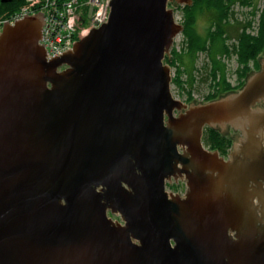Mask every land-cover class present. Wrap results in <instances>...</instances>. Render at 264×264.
Masks as SVG:
<instances>
[{
  "label": "water",
  "instance_id": "obj_1",
  "mask_svg": "<svg viewBox=\"0 0 264 264\" xmlns=\"http://www.w3.org/2000/svg\"><path fill=\"white\" fill-rule=\"evenodd\" d=\"M171 1L110 0L49 61L41 12L4 22L0 264H264V58L236 93L173 99ZM228 126L249 129L225 162L202 134ZM182 173L184 199L165 187Z\"/></svg>",
  "mask_w": 264,
  "mask_h": 264
},
{
  "label": "trees",
  "instance_id": "obj_2",
  "mask_svg": "<svg viewBox=\"0 0 264 264\" xmlns=\"http://www.w3.org/2000/svg\"><path fill=\"white\" fill-rule=\"evenodd\" d=\"M22 2L23 0H11L10 3L5 4L0 1V15L14 13ZM237 2L241 6L252 4L251 0H191V5L177 7L181 11L183 19V54L190 57L192 61L196 60L199 53H207L212 56L209 76L213 82V91L205 97V103L240 90L245 85L248 76L260 70L259 61L264 53V10L258 17L255 31H251L253 29L251 21L243 25L237 23L234 28L236 34L232 37L234 42L228 45V40L232 39L231 35H227L229 26H231L229 18L232 15V6ZM253 14H256L255 11ZM201 17H205L209 23L205 36H201L196 29V23ZM218 54L227 56L233 54L236 57L240 67L238 70L239 84L236 87L227 81L225 64H221L216 59ZM168 55L165 56V63L176 67L177 77L174 84L179 89L185 90V84L180 79L183 73L181 54L172 49ZM187 90V101L188 103L193 102L191 89ZM203 143L209 150L216 151L223 156L227 154L231 146V139L215 129L206 128L203 134Z\"/></svg>",
  "mask_w": 264,
  "mask_h": 264
},
{
  "label": "rangeland",
  "instance_id": "obj_3",
  "mask_svg": "<svg viewBox=\"0 0 264 264\" xmlns=\"http://www.w3.org/2000/svg\"><path fill=\"white\" fill-rule=\"evenodd\" d=\"M251 5L249 6H241L239 3H235L232 6V15L231 18H229V22L232 21L231 28H229L228 33L231 36H234L236 34V31H234V28L236 27L237 23H244L245 21H251L253 29L251 31H255L257 27V21L260 13L262 10H264V0H251ZM185 5H181L178 3L177 0H172L168 3V9L173 10L174 12V19L175 24L182 27V15L181 11L178 10L177 7H183ZM255 11V15L253 12ZM231 19V20H230ZM208 22L205 17H201L198 19L196 23V29L197 32L201 36L206 35V29L208 27ZM234 42V38L229 39L227 44L231 45ZM183 37L182 33H179L174 37L173 43L170 47L169 52L174 49L177 53L181 54V70L183 73L181 74L180 79L185 84V90L179 89L175 84L174 80L177 77L176 73V67H173L167 63L164 62V65H167L170 72V92L173 99H176L180 102L188 103L187 101V89H191L192 92V98L194 104H203L205 103V97L208 96L213 91V82L209 76V72L211 69V54L207 53H199L197 55L196 60L192 61L190 57L183 54ZM182 52V53H181ZM213 54V53H212ZM264 54V53H263ZM169 56V55H168ZM264 55L260 57L262 59ZM216 59L221 63L225 64V74L227 81L233 86L236 87L239 84V78H238V70H240V67L236 61V57L231 54L230 56H227L226 54H218ZM193 80V81H192ZM192 83V86L190 84ZM231 134V133H229ZM205 149L208 150L207 147ZM176 180H173L170 182V185H173L172 187L168 186L166 189L167 191L175 192L174 188L178 190L183 189V182L177 181L175 185Z\"/></svg>",
  "mask_w": 264,
  "mask_h": 264
},
{
  "label": "built area",
  "instance_id": "obj_4",
  "mask_svg": "<svg viewBox=\"0 0 264 264\" xmlns=\"http://www.w3.org/2000/svg\"><path fill=\"white\" fill-rule=\"evenodd\" d=\"M110 0H26L14 13L0 18V31L4 22L44 13L45 24L41 28V41L47 61L66 49L72 50L73 43L86 36L92 28H98L108 20ZM84 25H89L85 27ZM66 67L59 68V71ZM168 192V191H167ZM168 193H171L169 191Z\"/></svg>",
  "mask_w": 264,
  "mask_h": 264
},
{
  "label": "flooded vegetation",
  "instance_id": "obj_5",
  "mask_svg": "<svg viewBox=\"0 0 264 264\" xmlns=\"http://www.w3.org/2000/svg\"><path fill=\"white\" fill-rule=\"evenodd\" d=\"M1 2H2V0H0ZM10 1L11 0H8V2H3V3H10ZM238 3V2H237ZM231 12H232V10H231ZM233 14V13H232ZM230 18H231V16H230ZM231 20V19H230ZM248 22V21H247ZM246 21L244 22V23H247ZM231 24H232V21L230 22ZM244 23H242V25L244 24ZM241 24V23H240ZM229 28H231V26H229ZM249 30V29H248ZM2 31V30H1ZM1 31H0V33H1ZM229 31V30H228ZM227 35H230L229 33H227ZM233 36H231V38H232ZM264 55V54H263ZM264 58V57H263ZM260 70H261V66H260ZM246 83V82H245ZM239 91V90H238ZM238 91H235V92H231V93H228V94H233V93H236V92H238ZM228 94H226V95H228ZM226 95H224V96H226ZM182 104H185V105H189V104H191V103H185V102H181ZM253 110H258V111H260L261 113H263L264 114V100H260L259 102H257L254 106H253V108H252ZM181 114V111H175V113H174V115H175V117H177V116H179ZM206 129V128H205ZM205 129H204V131H203V134H204V132H205ZM249 129V127L248 126H246L244 129H235L234 127H231V126H228V127H226L225 129H223V130H221V128H219V129H217V131L219 132V133H221V134H223V135H227V136H229L230 137V139H231V146H230V148H229V150H228V152H227V154L226 155H219V153H218V156H219V158H222L225 162H227V161H231L232 159H233V157L235 156V154L237 153V151H238V148L239 147H242L243 146V144L245 143V141H246V136H247V134H246V132H245V130H248ZM228 132L229 133H231V135H229L228 134ZM203 134H202V142H203ZM257 138L261 141V143L263 144V146H264V126H263V128L262 129H260L259 130V132H258V134H257ZM203 146L205 147V145H204V143H203ZM209 150V149H208ZM209 151H211V150H209ZM179 152L180 153H182V151L179 149ZM216 152V151H215ZM182 176H183V178H181V177H177L176 178V182L178 181H182L183 182V189H178V190H176V188H174V190H175V192H171V194H173V196L174 197H179V198H182V199H184L186 196H187V194H188V191H189V188L187 187V182H186V180L184 179V174L182 173L181 174ZM173 180H175L174 178H171L170 179V181H167V183H166V188L168 187V186H170V187H172V185H170V182L171 181H173ZM176 182H175V185L177 186V184H176ZM252 186H254V184L252 185ZM262 189L264 190V182H262ZM166 191H167V189H166ZM255 203H257V201L255 200ZM109 217L110 218H112L113 220H118V218L117 217H115V216H113V215H110L109 214Z\"/></svg>",
  "mask_w": 264,
  "mask_h": 264
},
{
  "label": "bare ground",
  "instance_id": "obj_6",
  "mask_svg": "<svg viewBox=\"0 0 264 264\" xmlns=\"http://www.w3.org/2000/svg\"><path fill=\"white\" fill-rule=\"evenodd\" d=\"M25 2H26V0H23V2H22V4L19 6V8L18 9H20L24 4H25ZM17 9V10H18ZM43 14V20H44V22H45V18H46V16H45V14L44 13H42ZM8 15H10V14H2V15H0V18H2V17H5V16H8ZM28 17V16H27ZM45 24V23H44ZM43 24V25H44ZM42 25V26H43ZM85 27H88L89 25H84ZM39 45H42V41H41V39H39Z\"/></svg>",
  "mask_w": 264,
  "mask_h": 264
}]
</instances>
